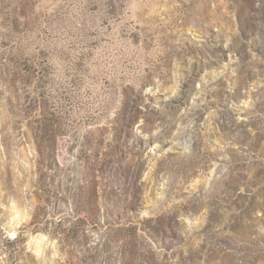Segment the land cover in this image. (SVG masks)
<instances>
[{
  "label": "rangeland",
  "instance_id": "obj_1",
  "mask_svg": "<svg viewBox=\"0 0 264 264\" xmlns=\"http://www.w3.org/2000/svg\"><path fill=\"white\" fill-rule=\"evenodd\" d=\"M0 264H264V0H0Z\"/></svg>",
  "mask_w": 264,
  "mask_h": 264
}]
</instances>
